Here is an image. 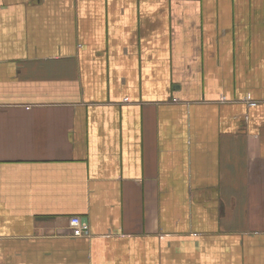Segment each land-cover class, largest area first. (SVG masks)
<instances>
[{
  "label": "crops",
  "instance_id": "1",
  "mask_svg": "<svg viewBox=\"0 0 264 264\" xmlns=\"http://www.w3.org/2000/svg\"><path fill=\"white\" fill-rule=\"evenodd\" d=\"M0 264H264V0H0Z\"/></svg>",
  "mask_w": 264,
  "mask_h": 264
},
{
  "label": "built area",
  "instance_id": "2",
  "mask_svg": "<svg viewBox=\"0 0 264 264\" xmlns=\"http://www.w3.org/2000/svg\"><path fill=\"white\" fill-rule=\"evenodd\" d=\"M248 105H255L254 102L246 101ZM70 228L73 236H81L86 233L87 226L82 223L79 217H72L70 219Z\"/></svg>",
  "mask_w": 264,
  "mask_h": 264
}]
</instances>
